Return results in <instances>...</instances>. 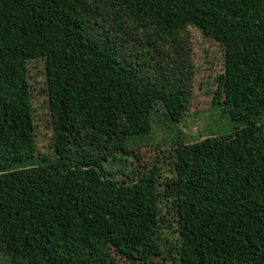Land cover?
<instances>
[{
  "label": "trees",
  "instance_id": "1",
  "mask_svg": "<svg viewBox=\"0 0 264 264\" xmlns=\"http://www.w3.org/2000/svg\"><path fill=\"white\" fill-rule=\"evenodd\" d=\"M117 6L115 13L113 7ZM146 21L173 36L195 26L224 46L216 104L232 106L237 80L264 76V0H0V251L21 264H116L157 247L161 197L171 196L178 264H264V131L249 127L245 177L209 179L198 145L176 148L175 178L130 183L103 173L127 137L123 105L144 84L138 56L116 35L94 32L93 11ZM45 61L54 159L34 161L26 63ZM140 61V62H139ZM177 122L187 101L175 77L147 79ZM222 101V102H221Z\"/></svg>",
  "mask_w": 264,
  "mask_h": 264
},
{
  "label": "rangeland",
  "instance_id": "2",
  "mask_svg": "<svg viewBox=\"0 0 264 264\" xmlns=\"http://www.w3.org/2000/svg\"><path fill=\"white\" fill-rule=\"evenodd\" d=\"M113 11L117 13L118 7ZM94 32L111 33L121 40L124 56L134 54L141 65L144 84L132 87L135 100L123 105L122 122L127 137L122 150L107 151L103 173L118 183H130L156 172L157 187L164 195L175 178L176 148L198 145L202 149L205 175L209 179L245 177L251 167L249 127L264 131V76L235 81L232 106L216 104L217 78L224 73V46L188 26L173 36L156 32L146 21L137 22L120 13L93 11L89 17ZM139 61V62H140ZM34 127L35 157L30 166L40 165L56 156L53 123L48 108L45 61L26 63ZM187 96L182 115L171 120L166 108L147 79L162 77ZM222 102V101H221ZM158 203L159 225L155 252L145 258L122 255L112 249L116 264H178L180 235L172 197ZM0 264H21L0 251Z\"/></svg>",
  "mask_w": 264,
  "mask_h": 264
}]
</instances>
